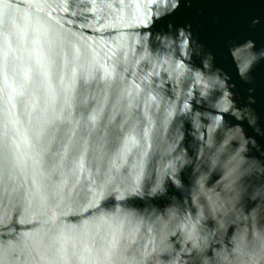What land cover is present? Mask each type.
Returning a JSON list of instances; mask_svg holds the SVG:
<instances>
[{"label": "water", "instance_id": "water-1", "mask_svg": "<svg viewBox=\"0 0 264 264\" xmlns=\"http://www.w3.org/2000/svg\"><path fill=\"white\" fill-rule=\"evenodd\" d=\"M0 264H264V0H0Z\"/></svg>", "mask_w": 264, "mask_h": 264}]
</instances>
